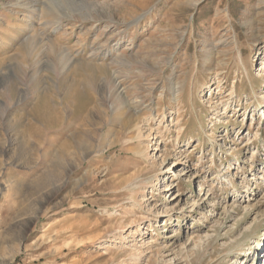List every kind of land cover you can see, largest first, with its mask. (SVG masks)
Returning <instances> with one entry per match:
<instances>
[{
  "label": "rangeland",
  "instance_id": "1",
  "mask_svg": "<svg viewBox=\"0 0 264 264\" xmlns=\"http://www.w3.org/2000/svg\"><path fill=\"white\" fill-rule=\"evenodd\" d=\"M75 1L0 0V264H264V0ZM114 69L146 109L80 127Z\"/></svg>",
  "mask_w": 264,
  "mask_h": 264
},
{
  "label": "bare ground",
  "instance_id": "2",
  "mask_svg": "<svg viewBox=\"0 0 264 264\" xmlns=\"http://www.w3.org/2000/svg\"><path fill=\"white\" fill-rule=\"evenodd\" d=\"M54 1V0H53ZM70 1V0H69ZM72 1H75V0H72ZM77 1V0H76ZM75 1V3H77ZM82 2L86 3L85 0H81ZM71 3V2H70ZM45 5V3H42ZM65 17V16H64ZM84 20L85 19H88L86 17L83 18ZM113 38H108V41L107 42H110L112 41ZM34 40L38 41L39 43L40 40H41V37L38 36V35H30L27 39V41H31L33 42ZM44 42V41H43ZM55 49V47H53ZM56 50V49H55ZM54 53V51H52ZM51 52V53H52ZM58 56V55H57ZM59 56H62V58H66L68 55H66V53L64 51H62V53H60ZM102 59H106L107 62V66L109 67V69L113 68L115 65H119V64H122L123 63V57L121 54L118 53V55L114 53V51L112 49H108L106 50L105 52H103L102 54ZM60 58V57H59ZM67 59V58H66ZM65 59V60H66ZM72 59V58H71ZM264 60V58H263ZM68 64V62H66ZM78 63V62H77ZM74 64H76V60L74 61H71L68 65H65V67L70 70ZM264 64V62L262 63ZM123 66V65H122ZM117 68V67H116ZM108 69V70H109ZM66 70V69H65ZM113 71V74L111 73L109 76L105 75L104 77H102L99 81H100V84H95L96 88L93 89V88H90L89 92L86 94V95H82V94H77L74 95V105L72 107V113H74L75 115H78L80 116L81 113L83 112H86L87 114L83 117V118H77V116H75L72 120L75 121V122H80L79 125L80 127L82 126H85L87 125L88 123L91 124V121L93 120L92 118H95L96 114L97 115H101L102 117V121L103 119H106L109 118V117H113L115 116V114L117 112H123L124 114V111L128 110V111H140L142 109H146V108H143V105L142 103L144 102L143 101V98L142 97H139L136 93H134L136 96L135 97H130L129 95V88H127L123 81L122 80H119V77H120V74L121 72H119V70H112ZM39 77V76H38ZM37 78L36 76H34V79ZM39 82V79L38 81ZM179 83H176L174 81H172L171 83V87H170V91L171 93L175 96L176 93H179V86H178ZM106 85H110L111 87H108ZM72 86H74L72 83L71 84H68V89H72ZM136 90H138V86L137 85H134V87ZM98 90V92H97ZM181 90V89H180ZM39 91V90H38ZM43 93L45 92H40V95H43ZM170 94V95H172ZM45 95L43 96H38V99L39 101L37 102L38 104L33 108L34 110L36 108H38V106L40 105L39 103L41 102V100L44 98ZM96 97V98H95ZM176 97V96H175ZM178 97V96H177ZM100 102H103V104H106V107L104 108H101L100 106ZM144 104V103H143ZM62 105V109L63 111L61 112L60 109H59V114L61 117H64L65 115V109H64V105H63V102L61 103ZM145 106V105H144ZM149 106V105H148ZM5 108L7 109L8 108V105H6V103L2 100H0V109L1 108ZM59 108V107H58ZM95 112V113H94ZM127 115V114H126ZM135 116V115H134ZM99 117V116H98ZM128 117V116H127ZM126 117V118H127ZM100 118V117H99ZM78 119V121H77ZM110 119V118H109ZM148 121H145V122H149L150 121V118L147 119ZM64 121V120H62ZM132 121V120H131ZM137 121V120H136ZM139 121L141 122H144L143 121V118L142 120L139 119ZM88 122V123H87ZM106 122V120H105ZM104 122V123H105ZM109 122V121H108ZM112 122V121H111ZM130 122V121H129ZM63 123V122H62ZM87 123V124H86ZM103 123V122H101ZM111 124V123H110ZM145 124V123H144ZM148 125V124H146ZM32 126H35V125H32ZM149 126V125H148ZM36 128L40 129V126H35ZM148 128V127H147ZM37 129V130H38ZM132 129V128H131ZM143 128L142 127H137V131L138 134L141 132ZM78 131V130H77ZM149 131V130H148ZM57 133H64L65 135V130H63V128H60L58 129V132ZM80 134V133H79ZM140 137V136H138ZM66 140H64V142H61V144L58 146V149H57V152H58V160L60 161V165L62 166L61 171L58 170L60 173L63 172L64 174V178H65V181L61 184L63 185L61 188H60V191L63 190V188L66 186V179H69L70 177V173L73 169V167H71V163H72V159H74V156L77 155V154H74L72 156V158H70V155L69 154V150H67V147H68V142H65ZM89 145V144H88ZM70 146V145H69ZM75 149H78L77 152H79L80 154L81 153H85L87 154L88 152V146L85 145V142H81L79 143V145L77 144L75 146ZM144 152H142V155H145V150L143 149ZM75 152V151H74ZM73 152V153H74ZM142 157V156H141ZM147 158V157H146ZM77 162V161H75ZM148 163V162H147ZM150 163V162H149ZM151 164V163H150ZM154 164V163H153ZM65 167V168H64ZM151 167V166H150ZM145 169V168H144ZM147 169V168H146ZM60 173H58V180L61 179L59 178L60 176ZM142 174V173H141ZM138 180V179H137ZM65 184V185H64ZM60 185V186H61ZM136 188V187H135ZM165 232V230H164Z\"/></svg>",
  "mask_w": 264,
  "mask_h": 264
}]
</instances>
